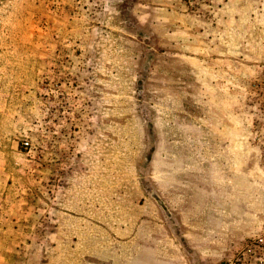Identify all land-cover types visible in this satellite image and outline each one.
I'll return each mask as SVG.
<instances>
[{
    "label": "rangeland",
    "instance_id": "obj_1",
    "mask_svg": "<svg viewBox=\"0 0 264 264\" xmlns=\"http://www.w3.org/2000/svg\"><path fill=\"white\" fill-rule=\"evenodd\" d=\"M264 233V0H0V264H228Z\"/></svg>",
    "mask_w": 264,
    "mask_h": 264
},
{
    "label": "built area",
    "instance_id": "obj_2",
    "mask_svg": "<svg viewBox=\"0 0 264 264\" xmlns=\"http://www.w3.org/2000/svg\"><path fill=\"white\" fill-rule=\"evenodd\" d=\"M228 264H264V233L247 242Z\"/></svg>",
    "mask_w": 264,
    "mask_h": 264
}]
</instances>
